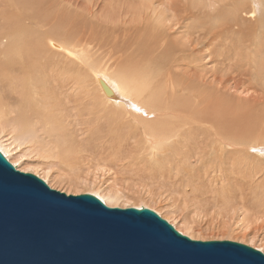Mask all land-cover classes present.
Wrapping results in <instances>:
<instances>
[{
	"label": "bare ground",
	"instance_id": "1",
	"mask_svg": "<svg viewBox=\"0 0 264 264\" xmlns=\"http://www.w3.org/2000/svg\"><path fill=\"white\" fill-rule=\"evenodd\" d=\"M80 1L51 0L49 4L45 0L44 3L50 5V10L60 7L61 11L55 10L57 14L50 15L52 20L72 14L67 18L78 22L83 21L85 10L81 9ZM153 1L156 0H105L104 4L118 12V20L123 19V10H132L136 16H129L128 11L127 22L119 24L103 19L107 26L113 27L112 42L104 40L106 37L104 41L99 38L91 46L92 40L84 35L76 39L75 34L70 35L58 23L44 24L48 29L34 30L35 18L45 22L46 14L44 17L40 12L28 10L15 14L16 3L0 0V151L21 171H26L23 168L26 165L44 166L56 182L75 184L80 174L67 173L61 162L76 152L88 153V159L99 150L88 144L106 139L109 142L101 145L108 146L104 149L111 151L110 155L128 149L136 157L135 161L132 159L135 167L130 165L121 176L116 170L118 179H123L125 174L136 175L139 182L134 186L149 187L152 199H163L152 190L154 186L184 190L191 187L195 191L205 186L212 193L218 192L216 195H221L225 203L241 200L248 210L244 213L263 210L248 192L264 193V166L249 169L252 148L242 143L251 125L240 129L244 132L234 134L228 127L232 122H225L220 113L213 115L210 110L201 109L206 98L192 92L198 83L207 88L210 83L213 88L226 87L229 76H233L234 82L239 83L242 78L243 84H252L250 70L264 77V11L261 10L264 0H248L247 5L241 0H194L195 5L190 3L184 10L167 6V12H162ZM35 3V0H23L16 8L32 9ZM44 3H39L41 8ZM233 3L235 10L228 15L222 13L221 23V15L217 17L209 10L215 5L223 9ZM34 8L37 11L38 6ZM189 8L202 9V15L190 17L186 12ZM85 12L91 19L96 18L90 8ZM150 13L156 20L151 24L147 23ZM167 13H173L176 18L172 20ZM177 17L196 24V33L192 23H187L188 32L184 34ZM175 24H180L178 29L172 28ZM129 25H132L130 38L128 30L120 28ZM102 52L117 55V69L111 75L96 70ZM243 61L257 66L245 69L240 67ZM158 63L162 69L157 67ZM198 66L201 68L197 69ZM171 89L172 93L167 95ZM133 102L140 106L135 107ZM77 125L83 140L78 136ZM257 134L258 139L252 144L262 143L263 148L264 129ZM37 175L51 185L48 176ZM120 189L113 184L107 192L98 189L87 193L97 196L110 208H118L119 202L130 195ZM189 193L184 192L186 196ZM137 204L133 207L153 209L163 216L150 205ZM168 206L171 210L175 208L173 213H179L185 230L178 227L175 219H166L181 234L196 239L201 226L191 221L189 213L178 205L168 202ZM255 248L264 252L263 248Z\"/></svg>",
	"mask_w": 264,
	"mask_h": 264
},
{
	"label": "rangeland",
	"instance_id": "2",
	"mask_svg": "<svg viewBox=\"0 0 264 264\" xmlns=\"http://www.w3.org/2000/svg\"><path fill=\"white\" fill-rule=\"evenodd\" d=\"M8 1L12 2V3H16L15 8H14L15 14H19L22 11L28 10L29 12L36 13V14H38L40 12L44 17H45V14L47 15V17L45 18L46 19L45 22L35 18L34 23H33V24H35V27H33V28H35L34 30H38V29L42 30L45 28L48 29V27L47 26L45 27L44 24H47V25L53 24L54 25V24L58 23L59 24L58 27H61L62 29L64 28L67 33H70V35L75 34L76 39L79 38L80 36L84 35L87 38H89L90 40H92V42H90L91 46H94L95 44H97L98 41H96V40H98L99 38L102 41L107 40L109 43L112 42L111 40L114 36L112 34L113 27H112V25L107 26L106 23L103 22V19L109 20L113 24H119L122 22H127V16H128L127 12L128 11L130 12L129 16H134V17L136 16L135 15L136 13L132 10H128V11L123 10V13H122L123 19L118 20L116 17L118 12L115 9H112V8L108 7L106 4H104L105 0H81L80 2H81L82 7H83L81 9L83 10L85 8V10L83 11V13H84L83 14L84 15L83 21L77 22L75 20L67 18V17H71L72 14H67V17H65V15H64V17H59V18L57 17V18H55V20L53 18V20H52L51 18L54 16V14H57L56 12L61 11L60 7H56L53 9L51 8V10H50L49 9L50 5L45 4L44 3L45 0L40 1L41 4L44 3V5H42L43 9L41 8V5L39 4L40 2L38 3L39 0H35L38 3V5H37V3L34 4V6H38L37 11L35 10L36 8H34V6L32 8L33 10L30 8H27L24 10H23V8L17 9L16 5L17 4L19 5L21 3V1L23 2V0H5V3L10 4ZM50 1L51 0H49V4H50ZM128 1H131V0H128ZM229 1H232V0H228L227 2H229ZM237 1H240V0H237ZM243 1L245 2L246 5L249 3L248 0H246V1L241 0V2H243ZM153 2L160 8V10L162 12H167L166 11L167 6L174 8L176 10H178V9L184 10L183 8L189 6L190 3L194 4V0H178L177 3H175L174 0H156ZM46 3H48V0H46ZM91 3H94V4H91ZM239 3L240 2H238L236 4H239ZM130 7H133V6H130ZM261 7H262L261 10L264 11V3H263V5H261ZM87 8L88 9L90 8L91 12L93 13V16H95L96 18L91 19L90 16H88V14H87L88 12H85V11H88ZM221 8H222V6L215 5L214 7L209 9L215 16L221 15L220 23L223 22V18H222V16L224 17L223 14L228 15L230 13L231 14L233 13V11L235 10V5L233 3L232 5H228L226 8H223V9H221ZM2 9H3V7H2ZM126 9H127V5H126ZM55 10H56V12H55ZM5 11L9 12V9H5ZM78 11H81V10H78ZM202 11L203 10L199 9V8H195V11H194V9L189 8L188 11H186V12H188L190 17L194 18L195 16L202 15ZM72 12H75V11H72ZM102 14H104V15H102ZM167 14L172 20L174 18H176L172 15L173 13H167ZM50 15L52 16L51 18H49ZM97 17H99V18H97ZM6 19L8 21L10 20L8 16H6ZM60 19H62V20H60ZM178 19H179V22L183 25V29H184L183 33L186 34L188 32V30L185 29L186 24L192 23V22H190V21L184 22V21H181L180 18H178ZM214 20L219 22L217 18H215ZM154 22H156V20H155L154 16L150 13V16L147 20V23L151 24ZM1 24H2V20H0V26H1ZM61 24H63V25H61ZM179 26H180V24H175L172 26V28L178 29ZM131 27H132V25H129L127 27H120L124 31L128 30L127 35L129 36V38H130L129 31H130ZM192 27L196 33L197 25L192 23ZM55 28H57V27H55ZM93 29H95V30H93ZM106 31H108V32H106ZM66 32H64V33H66ZM64 33H62V36L64 35ZM155 35H157V34H155ZM62 36L60 37L61 39H62ZM62 40H64V39H62ZM146 40H148V39H146ZM247 48H248V45L245 47V49H247ZM74 49L78 51L77 48H74ZM101 49H102V47H101ZM116 59H117L116 53L109 54L106 52H102V54L100 55V60L96 66V70H101V71L105 72L107 75H111L114 72V70L117 69ZM176 66H178V65H176ZM253 66H257V65L256 64L251 65V63H249L247 61H243L242 64L240 65V67H246L245 69L251 68ZM157 67L161 68V65L158 63ZM200 68H201L200 66L197 67V69H200ZM84 70H86V69H84ZM178 70H179V72H182L181 67H179ZM249 74H250V77L254 80V82H252V84H250V83L243 84L242 78L239 81V83L234 82L236 80L233 79V76H229V78H227V81H229V82H227V84L225 83L226 87H224V86L223 87H217L216 86L215 88H213V85L210 83L209 84L210 88L209 87L207 88V86L204 85L203 83H201V84L198 83L194 92H192V93H194V95L199 94V96L201 95V96H204L206 98L205 101L203 102V104L201 105V109L204 108L203 110H210V112H212L213 115L220 113L221 118H224L225 122L229 123V120H230V122H232V123H230V126H228V127L230 128L229 130H232L234 134L238 135L241 133V131L244 132L243 130L240 131V129L247 127L246 125H248V126L251 125L250 126L251 129L249 130L248 134L246 135V138H245L246 140H245V142L243 141L242 143H246L247 148H250V149L252 148L251 150H249V152H252V153L249 154V155H251V158H248V163L246 161L247 159L245 160L246 163L249 165V169H252L253 167H259L260 165H261V167L264 166V159H263V157H264V146H263V148L261 147L263 144L262 143H260V144L255 143L254 145L252 144V143L256 142L258 139L257 133L260 134V132H262L264 129V77L256 74L252 70L249 71ZM127 75L128 74L126 73L124 75L123 79H125ZM230 80H232V81H230ZM171 93H172V89L169 91V93L167 95H170ZM219 95H220V97H219ZM134 104L135 103L133 102L132 105H134ZM134 106L139 107L140 105L135 104ZM224 110L226 112H223ZM230 113H232V115ZM250 116H251V118H250ZM245 121L246 122L248 121V124L244 123ZM233 122H235L237 125H234ZM260 123H262V124H260ZM76 128L78 131L77 133H78L79 138L83 140V138L81 137V134H80V126L77 125ZM255 132H257V133L254 134ZM108 142L109 141L106 139H102V140L99 139V141L95 140V142L89 143L88 145H92L93 148H97V150L99 148V150H98L97 154H95L93 156L89 155L88 159L86 158V155L88 153L76 152L75 154L68 156L69 159L63 160L61 162L62 163L61 164L62 169L66 170L67 173H70L73 175H77V174L79 175L80 174L81 178H79L75 184L70 183L68 181H64L62 183H59L58 181L56 182V180L53 179L54 176L52 175V173L48 174V171L45 169L44 166L36 167L34 165H26L29 167L27 168L26 166H23V168L26 169V171H25L26 173L34 174L42 180H44L43 178H41L42 176L41 177L38 176L37 173L40 175H43V176L46 175L45 177L48 176V178H50V180H51V185L47 181H45V180L44 181L52 189L58 190L60 192L66 193L68 195L78 196L81 194H88L87 192H90V191H97L98 189L107 192V189L111 185L113 186V184H116L117 188H119V189L121 188L122 190H125V191L127 190L126 192H130V195L128 193V195H129L128 199L125 198V200H121V203L119 202L120 207H118V208H123V207H125V209L130 208V207H133L134 205H138L137 203L147 204V205H150L151 207L161 211L163 216L158 214L157 212L156 213L159 216H161L164 220L169 222L166 219L168 217L175 219L176 223L178 224V227L185 230V225L181 221L179 213H173L175 208L172 207V210H173L172 211L168 206V202L174 203V204L178 205L180 208L184 209L187 213H189L188 215H189V219L191 221H193V222H195L201 226V227H198V228H200V232L196 234V239H192V240H197V241H199V240L200 241L201 240L202 241H215V240L216 241H226V240H228V241H232V242H238L241 244H245V245L250 246V247L257 249V250H258V248H255V247H260V248L264 249V218L262 217L263 216L262 211L264 210V193L263 192H259L256 190L248 191L249 193H251V199L254 198L255 200L258 201L259 205L263 206V210H261V209L254 210L255 212L252 211L251 214H247V212L244 213L245 207H244V203H242L241 200L234 199V201L232 200L231 203H225V201L222 199L223 197L221 195H218V196L216 195V194H218V192L212 193L205 186H203V187L200 186L199 189L197 190L198 192L195 191L191 187L184 190L182 188L181 189H172V188L170 189V187H169V189H168V188H162V186H160L159 188H158V186H154L152 190H155V192L157 191L158 193L157 192L156 193L159 196L163 197V199L162 200L161 199L156 200L155 198L152 199V197L150 198V195H149V190H148V189H150L149 187L146 188V187H143L142 185L141 186H134V185L138 184V182H139V179L136 175L125 174L123 179H118L119 176H121L120 174H123V173H125V171L130 169V165H132V167H135V165L133 164V160L135 161L136 157L134 156V154L128 153V151H127L128 149H125V148H123V149H125L123 151V153L122 152H118V153L116 152V154H115V152H114L113 155H110L111 151H109V150L105 151V149H104V148H108V146H106V145L102 146ZM97 143H100V144H97ZM101 143H102V145H101ZM99 145L101 147H99ZM228 150H230V148H228ZM120 153H121V155H120ZM125 154H128V155H125ZM99 155L101 156V158L99 157ZM131 155H132V157H131ZM126 156H127V158H126ZM133 156H134V158H133ZM76 158H77V160H76ZM116 158H118V159L120 158V159L118 160ZM114 159H115V161H114ZM255 159H257V162L255 161ZM85 160H87L88 163L85 162ZM90 161L94 164L93 166H92V163H90ZM58 162H59V160H58ZM81 163H83V165H81ZM109 163H111V164H109ZM70 164L75 165V167L70 165ZM95 164H96V166H95ZM103 164H105V165L107 164L106 165L107 167L104 166ZM90 165H91V169H90ZM198 165H199V163H198ZM250 165H251V168H250ZM97 166H98V168H97ZM99 166H101V167L99 168ZM78 167L81 170H79ZM108 167L109 168L111 167V169H109ZM75 168H77V169H75ZM18 170L21 171V169H18ZM82 170L84 172H82ZM116 170H118L117 172L119 173L118 177H117ZM22 171L24 172V170H22ZM212 174H214V173H212ZM260 174H262V173H260ZM216 179H217V181H219L220 178L218 177ZM52 184H53V186H52ZM220 186L221 185H219L218 187H220ZM159 190H160V192H159ZM186 191H190L189 195H187V196L184 194V192H186ZM199 191H201V192H199ZM196 192H197V194H196ZM202 194H206L207 196L202 195ZM195 197H197V198L195 199ZM240 204L242 206H240ZM251 207L254 208L253 206H251ZM153 211H155V210H153ZM245 211H248V210H245ZM256 213L258 216L256 215ZM258 213L259 214L261 213L262 215L259 216ZM210 219H211V221H210ZM169 223L172 225L171 222H169ZM246 226H248L249 229H247ZM175 229L177 231H179L177 228H175ZM261 252H263V251H261Z\"/></svg>",
	"mask_w": 264,
	"mask_h": 264
},
{
	"label": "water",
	"instance_id": "3",
	"mask_svg": "<svg viewBox=\"0 0 264 264\" xmlns=\"http://www.w3.org/2000/svg\"><path fill=\"white\" fill-rule=\"evenodd\" d=\"M0 264H264V253L192 240L148 208L54 190L0 151Z\"/></svg>",
	"mask_w": 264,
	"mask_h": 264
}]
</instances>
